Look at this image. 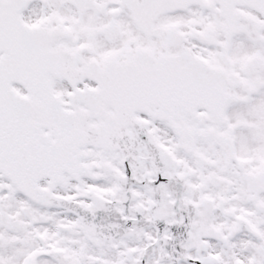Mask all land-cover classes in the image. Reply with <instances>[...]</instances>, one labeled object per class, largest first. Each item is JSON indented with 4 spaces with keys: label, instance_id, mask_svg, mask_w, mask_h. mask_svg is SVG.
I'll list each match as a JSON object with an SVG mask.
<instances>
[{
    "label": "snow or ice",
    "instance_id": "snow-or-ice-1",
    "mask_svg": "<svg viewBox=\"0 0 264 264\" xmlns=\"http://www.w3.org/2000/svg\"><path fill=\"white\" fill-rule=\"evenodd\" d=\"M0 264H264V0H0Z\"/></svg>",
    "mask_w": 264,
    "mask_h": 264
}]
</instances>
